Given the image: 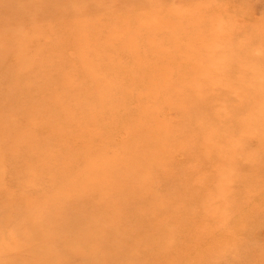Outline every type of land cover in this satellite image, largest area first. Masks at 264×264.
<instances>
[{
    "label": "rangeland",
    "instance_id": "obj_1",
    "mask_svg": "<svg viewBox=\"0 0 264 264\" xmlns=\"http://www.w3.org/2000/svg\"><path fill=\"white\" fill-rule=\"evenodd\" d=\"M24 1L0 4V49L10 52L0 58V264H161L144 249L164 240L156 254L178 252L176 264H264V0ZM82 26L91 30L84 38ZM25 36L27 53L16 59ZM79 55L89 58L84 67L94 66L84 69V81L69 78L84 74L80 68L63 66ZM7 92L24 106L4 101ZM36 102L46 109L31 117ZM48 133H55L50 145ZM64 145L74 150H59ZM90 158L97 163L84 164ZM53 160L70 163L74 180L90 164L103 166L91 171V185L110 178L102 173H123L117 220L70 195L54 204L51 194L40 196L56 179L32 177L31 169ZM191 176L197 181L183 182ZM129 186L153 195H130ZM107 198L91 199L97 206ZM150 200L153 210L170 204L158 216ZM163 212L177 218L160 232ZM91 219L109 224L89 229L111 247L106 254L84 245L80 228ZM198 220L208 222L205 229H177L176 222ZM125 221L134 228L124 230ZM107 230L127 235L116 241ZM206 232L211 242L194 243Z\"/></svg>",
    "mask_w": 264,
    "mask_h": 264
},
{
    "label": "bare ground",
    "instance_id": "obj_2",
    "mask_svg": "<svg viewBox=\"0 0 264 264\" xmlns=\"http://www.w3.org/2000/svg\"><path fill=\"white\" fill-rule=\"evenodd\" d=\"M18 0H1V8L2 9H5L7 8L8 4L11 3V2H17ZM39 1V0H38ZM37 1V2H38ZM24 4H29L26 1L23 2ZM88 27L87 26H82L81 30L79 29L78 31V35L81 36L82 38H84L83 34L86 32V30ZM91 31V30H88V32ZM29 36H25L24 38H19V42L17 43V48H19V51L15 52V54L13 56H15V58L17 59H20L21 57H23L25 55V53H27V47H28V41H29ZM8 38V35H3L2 36V40H6ZM28 38V39H27ZM85 48V47H84ZM15 49V50H16ZM14 50V51H15ZM53 52V49H49V53H52ZM9 51H7V47H5L4 45H2V48L0 49V58L4 59V58H7V56H9ZM82 53V52H80ZM48 58L50 59V56H48ZM60 59H65L64 57H61ZM79 60H77L75 63H71V66L69 67V62H68V59L66 58L63 62V66L69 70H74V69H77V68H80L84 74H81V75H74V74H70L69 75V78L73 79V80H82L84 81L82 78H85L88 74L87 71H84V69H88V68H92L94 67L93 64H88L87 66L84 67V63L83 61L86 60V59H89L88 57H85L83 55H79L78 57ZM34 61V60H32ZM44 60L42 59L41 62H43ZM40 62V61H39ZM62 65L59 66V68H61ZM24 66L19 64L16 66L18 72H20V70L23 68ZM110 68H113V64H111ZM116 70V69H115ZM115 72V71H114ZM78 76V77H77ZM20 77V78H19ZM19 77L17 78V82L21 79V76L19 74ZM41 77H44V76H41ZM196 78V77H195ZM5 87H8V88H11L10 86H5ZM27 87V86H26ZM4 101L12 104L13 106L15 107H18V108H21L24 106V101H21L20 97L17 99V98H13L12 96H10V92H7L5 93L4 97H3ZM92 99H96V98H92ZM39 102V101H38ZM34 103L33 104V107H30L28 108V115L31 116V117H34V116H37V115H30L29 114V111H31L32 113L36 112L37 110H39L40 108H45L43 105H41L43 102H40V103ZM52 103H54L53 105L56 106L57 104V101H51ZM49 105V104H48ZM47 105V106H48ZM60 106V105H58ZM46 109V108H45ZM52 112V110H50ZM42 112V110L40 111ZM53 114V113H52ZM50 118V117H49ZM57 124V122H56ZM244 128H246L244 126ZM247 130V129H246ZM50 132H53L54 131V127L50 128L49 129ZM55 132V131H54ZM49 134V137H47V139L45 140V144H48L50 145L54 139V136H55V133L53 134ZM65 132H62L59 135V137H62V136H67V135H64ZM14 144H15V141L13 139L12 141ZM80 143L83 142V139L82 141L79 140ZM230 148L228 150H235V147H232V146H229ZM63 149H69L70 151H73L74 148L71 147V146H68V145H64L62 147L59 148V150H63ZM203 153L205 156L204 158H207V154L205 152H201ZM37 154V153H36ZM14 157L18 156V153H16V151L13 153ZM38 155V154H37ZM39 156V155H38ZM95 162L97 163V161L93 160L90 158V160H87L85 161L84 164H87L89 162ZM91 166L89 167V169H87L86 171H89L90 173H88L87 175L83 176L80 180H74L70 174L68 173L71 168V164L68 163V162H63V163H58V164H55V161L53 160L51 162L50 165H42V166H36V168H38L40 171L37 172L35 167L32 168V172H30V175L32 176V174H36V173H40L41 175H49V176H53L52 180L56 179V181H54L50 187H48V192H45L44 194L40 195V196H48V195H52V203H61V202H65L66 200V196L67 195H70L75 201L77 202H83V203H92L91 206H94V208H99L100 210L102 209L103 212L100 216H106V214L108 216H110L109 218H113L112 220L113 221H116L117 220V212L118 211H121V209H123L121 203H120V198H115L114 196V193H118L120 192V195H124L125 193H122L123 190L120 186H118L119 183L122 182L123 180V177H124V174L123 173H120V172H115V171H109L108 173H102L104 175H108L110 178L109 179H101V180H98V181H106V182H101L100 184H98V186L96 185H91L90 183V179L91 176L95 173V172H91L93 169L96 171H100V172H103L105 171L103 166L102 168H100L101 166L99 164H90ZM222 167H224L223 165H220ZM62 171V172H61ZM79 171V170H78ZM146 170L143 169V172L141 173V179H144L148 176V173L145 172ZM79 173V172H78ZM115 174V175H114ZM29 175V178L27 179L28 181V185H30L31 182L34 181L33 178H31V176ZM234 174L232 173H228V174H225L224 175V178L222 180H224L225 183H229L231 181V178H233ZM33 177V176H32ZM191 179L197 181V178L196 176H191L188 181H183V182H191ZM181 182V180H180ZM189 182V183H190ZM128 183L130 182H126L125 184L127 185ZM57 185V187L53 188L54 185ZM94 186V187H93ZM93 187V189H92ZM87 188H89L92 193L89 194V195H85V190H87ZM126 188V193H130V195H132V192L133 193H137V196H145L146 200H147V197L146 195H150L152 196L153 193H150V192H144L143 190H139L137 191L136 189H134L133 187H125ZM53 189V190H52ZM97 190L101 191L102 193L103 192H108V198H107V201L105 203H98V205H93V201L91 198H93L96 194L98 193H101V192H97ZM94 191H95V195H94ZM21 195L23 194V192H26L25 189H23L21 191ZM122 193V194H121ZM37 197V195H34ZM114 197V198H113ZM177 197V196H175ZM116 199V200H115ZM152 201L150 200L149 204H147V207L148 209H151L152 211H156V210H161L163 211V209L168 205L170 204L169 202L168 203H160L155 205L153 204V206L155 207L153 210L152 209ZM155 203V202H153ZM68 206L70 208H72V206H75V207H79V204L76 203V202H72L70 205L68 204ZM190 206H194V204H191ZM190 206H186L184 209H188ZM69 212V211H67ZM151 213V212H150ZM160 211L158 212V216H160ZM174 213V212H173ZM141 217H147V215H141ZM174 218H177L176 215L173 216L172 214L171 215H167L163 212V218L161 219V222L159 223V228L158 229H155V230H160L163 231V228L166 227L169 223H172L173 219ZM80 218L77 217L76 220H79ZM111 220V219H110ZM68 221L70 222V220L68 219ZM66 221V223L68 224L69 222ZM32 222V220H31ZM132 222H134V220H132ZM132 222H129V221H125L124 222V225L128 231H130L131 229H133V223ZM110 223V222H108ZM175 223V222H174ZM208 222H205V221H186V225L185 226H180L179 223L176 222V224H178V228L177 229H181V228H185V227H195L198 229H200V227H203V229H205L206 225H207ZM31 224V223H30ZM87 224L84 228H80L82 230L81 234L83 236H85V243L84 245L87 247L89 246H94L96 249H102L105 251V254H106V250H109L111 247H106V248H109V249H105V247H103L101 245V243L98 242V237L99 235H96V233H92L91 230H89L90 228L91 229H100V228H103L105 225L106 227L109 225H107V220L104 219V221H101V220H96V219H91V220H88L87 221ZM176 226V225H175ZM105 227V228H106ZM32 228L36 229L37 227H35L34 223H32ZM152 230H154V228H152ZM202 233H205V231H201ZM151 233V232H150ZM200 233V235H197L196 236V240L194 241V243H199L200 242V245L204 244L206 241H210L212 240L213 238V235H211V233H208L206 232V234H202ZM105 234L107 236H111L112 238H116V241H119V240H122L123 238L126 237V233H120V232H117L115 230H107L105 232ZM213 234V233H212ZM83 239L82 236H79ZM38 238V237H37ZM41 239V238H39ZM166 239V238H165ZM174 241V239L172 240V242ZM163 242V243H162ZM162 242H156V243H152V244H145V251L148 252L147 249H149V251L151 252H154L155 254L151 253V252H148V254L146 255V259H150V258H153L154 261H157V257L158 258H161V259H164V260H160L159 262H161V264H176V262H179L178 259L181 258V254L178 253V252H173V251H167L165 254L163 253V255H158L156 254L157 250L161 247L164 246V244L166 243V241H162ZM81 250L83 251L84 250V247H80ZM88 250V249H87ZM114 250V248H113ZM192 253H189L187 255H185V259L186 258H189V256L191 255ZM116 255V254H115ZM221 258V256H218V258ZM48 258V257H47ZM131 259H133L132 257H129ZM219 258V259H220ZM223 262H226L225 260ZM197 264H221V263H218V262H215L214 260H211V261H204V260H201L199 263Z\"/></svg>",
    "mask_w": 264,
    "mask_h": 264
}]
</instances>
